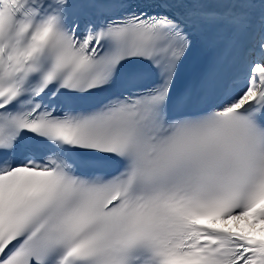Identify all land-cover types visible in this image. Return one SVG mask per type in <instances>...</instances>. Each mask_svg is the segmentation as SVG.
<instances>
[{
    "label": "snow or ice",
    "instance_id": "snow-or-ice-1",
    "mask_svg": "<svg viewBox=\"0 0 264 264\" xmlns=\"http://www.w3.org/2000/svg\"><path fill=\"white\" fill-rule=\"evenodd\" d=\"M0 264H264V0H0Z\"/></svg>",
    "mask_w": 264,
    "mask_h": 264
}]
</instances>
